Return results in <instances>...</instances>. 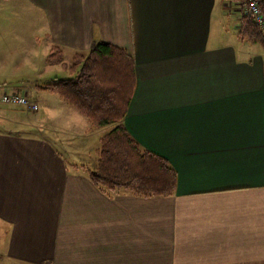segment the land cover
I'll return each mask as SVG.
<instances>
[{"label":"crops","instance_id":"obj_1","mask_svg":"<svg viewBox=\"0 0 264 264\" xmlns=\"http://www.w3.org/2000/svg\"><path fill=\"white\" fill-rule=\"evenodd\" d=\"M233 5L239 28L242 12ZM230 6L0 0V94L30 95L38 105L55 93L47 89L55 82L57 64L48 60L54 46L64 58L100 42L122 48L135 69L124 126L176 173L169 197L108 196L68 151L0 120L4 264H264V46L226 30ZM25 13L35 20L18 22ZM3 27L25 28L26 48L16 45L17 31ZM59 104L70 108L61 98Z\"/></svg>","mask_w":264,"mask_h":264},{"label":"trees","instance_id":"obj_2","mask_svg":"<svg viewBox=\"0 0 264 264\" xmlns=\"http://www.w3.org/2000/svg\"><path fill=\"white\" fill-rule=\"evenodd\" d=\"M243 1L225 0L237 5ZM257 1L264 17V0ZM238 34L241 39L264 46V29L246 12L241 13ZM58 49L54 46L52 53ZM75 55L72 77L56 80L47 89L56 92L94 127H110L99 139L96 157L87 166H80L82 171L108 196L120 192L146 199L173 195L175 170L164 158L143 148L123 123L135 87L131 57L122 48L103 42L94 44L87 53Z\"/></svg>","mask_w":264,"mask_h":264},{"label":"rangeland","instance_id":"obj_3","mask_svg":"<svg viewBox=\"0 0 264 264\" xmlns=\"http://www.w3.org/2000/svg\"><path fill=\"white\" fill-rule=\"evenodd\" d=\"M8 2H17L16 8L21 7V4L18 1H8ZM10 3V4H11ZM233 4H231L230 8L228 9V15L229 18L226 15V21H225V27L226 30L230 32H234L237 34L238 30V21L235 20L236 12L234 11ZM21 9H24V7H21ZM237 10V8H236ZM239 10L242 13H245L244 8L239 6ZM238 13V12H237ZM6 12L3 11V15L5 16ZM1 18V16H0ZM8 18H13L12 16H9ZM35 20V17L32 15H29L27 13L20 14L16 17L17 21L20 22L22 20H28L31 19ZM17 31L18 34H16L14 37H17L15 41L16 45H19L23 48L25 47V43L21 42V39L30 40L31 34L28 32H24L25 28L23 27H3L1 31H4L6 33L12 34V30ZM226 37H229V34H226ZM40 40V39H39ZM31 41H36L35 39H31ZM42 43H44V39L40 40ZM54 48V47H53ZM59 48V47H58ZM53 55V56H51ZM51 61L55 64H57V67L52 68V79L50 81H56L59 79H67L69 77H72L73 74H71V65L73 60L76 59V55H68L64 58V55L62 54V51L60 49L53 50V53L51 54ZM45 58L47 56L38 55L36 57L37 60L45 61ZM48 57V60H50ZM61 64V65H60ZM29 72V71H28ZM26 79H33L34 73H27ZM42 80L36 81V83H43L47 81L43 79V76L41 77ZM19 79V78H15ZM49 81V82H50ZM50 84H52L50 82ZM16 86V83H9L8 88ZM17 94L18 92H5L2 94ZM43 97H39V104L37 106L36 111L23 109L19 107H6V106H0V120L1 122L5 121L7 119L11 120L10 126L5 127L6 129H26V130H34L42 135L49 138L60 151V149L64 150L68 153L67 158L73 162H80L84 163V166H87L88 163H91L92 160L96 157V151L99 147V139L100 137L107 132L110 127L105 128H96L89 121L87 123H84L83 120H81V123H78L75 121V119L81 118V116L85 119L86 117L84 115H81L75 108L70 107L67 108V110H64V108L60 107L59 104V95L55 92L53 94H45L42 95ZM27 97L32 100L30 95H27ZM20 111V112H15ZM73 114V118L71 115ZM62 116L65 117V121L63 120ZM76 124L75 126L77 128L72 129L73 124ZM64 126L67 130L69 137H66V134L64 133V130L62 129ZM11 129V130H12ZM91 136H90V135ZM74 135L76 137H74ZM0 264H4L2 260H0Z\"/></svg>","mask_w":264,"mask_h":264},{"label":"built area","instance_id":"obj_4","mask_svg":"<svg viewBox=\"0 0 264 264\" xmlns=\"http://www.w3.org/2000/svg\"><path fill=\"white\" fill-rule=\"evenodd\" d=\"M242 8L249 15L251 20L260 28H264V17L257 0H244ZM0 106L23 107L28 110L36 111L37 106L31 102L24 94H2L0 95Z\"/></svg>","mask_w":264,"mask_h":264}]
</instances>
